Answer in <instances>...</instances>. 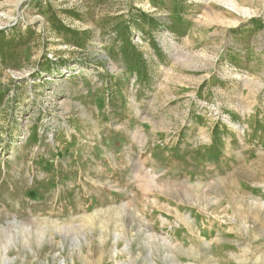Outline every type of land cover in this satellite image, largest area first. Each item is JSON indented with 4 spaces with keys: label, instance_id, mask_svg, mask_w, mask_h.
<instances>
[{
    "label": "rangeland",
    "instance_id": "obj_1",
    "mask_svg": "<svg viewBox=\"0 0 264 264\" xmlns=\"http://www.w3.org/2000/svg\"><path fill=\"white\" fill-rule=\"evenodd\" d=\"M0 264H264V0H0Z\"/></svg>",
    "mask_w": 264,
    "mask_h": 264
},
{
    "label": "trees",
    "instance_id": "obj_2",
    "mask_svg": "<svg viewBox=\"0 0 264 264\" xmlns=\"http://www.w3.org/2000/svg\"><path fill=\"white\" fill-rule=\"evenodd\" d=\"M1 53H2V55L4 56L5 54L3 53V50L1 49Z\"/></svg>",
    "mask_w": 264,
    "mask_h": 264
},
{
    "label": "bare ground",
    "instance_id": "obj_3",
    "mask_svg": "<svg viewBox=\"0 0 264 264\" xmlns=\"http://www.w3.org/2000/svg\"><path fill=\"white\" fill-rule=\"evenodd\" d=\"M11 243V242H10Z\"/></svg>",
    "mask_w": 264,
    "mask_h": 264
}]
</instances>
